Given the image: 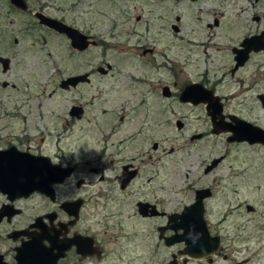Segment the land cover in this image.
<instances>
[{"label":"rangeland","instance_id":"1","mask_svg":"<svg viewBox=\"0 0 264 264\" xmlns=\"http://www.w3.org/2000/svg\"><path fill=\"white\" fill-rule=\"evenodd\" d=\"M28 2L31 11L46 6L45 14L68 20L71 7L76 4L74 0ZM96 6L104 13L91 15L99 27L95 40L104 45L77 55L65 40L35 28L29 15H20L0 0L4 48L6 43L12 47L16 38L19 43L15 52L24 51L23 65L13 72L23 78L19 80L12 74L4 77L17 88L0 89V133L22 140L50 158L62 157L66 162L83 164L99 157L103 147L109 153L139 132L135 137L141 135L148 150L152 142L160 144L159 153L150 151L153 162L143 165L144 174L152 177L150 183L144 180V189L154 191L161 202L160 210L166 215L180 213L184 206L193 203L194 190L211 189L213 196L205 201L204 218L212 233L223 237L221 255L215 264H264V149L229 144L226 135H212L210 121L200 108L175 105L173 113L147 119L145 124L142 112L135 115L128 111V106L132 109L142 95H160L163 86L177 94L186 74L191 79L197 77L195 67L201 68L197 62L205 59L197 44L205 43L206 36H210L211 31L204 26L208 18L199 27L193 23L188 26L183 3L167 0H120L116 4L104 1ZM173 25L179 28L178 33L172 31ZM241 31L244 28L240 27ZM188 40L192 41L189 47ZM140 48H152L154 53L142 56ZM146 62H155L156 67L173 72L160 70L151 85L141 83L142 77L150 75ZM105 63L113 68L108 76H96L89 85L78 86L75 91L59 89L61 78ZM77 104L84 107L83 118L67 123L69 108ZM234 106L228 102L229 111ZM176 121L184 123V128L177 130ZM161 123L166 124L160 126ZM198 134L202 135L200 139H190ZM170 149L172 153H163ZM221 156L225 159L219 167L205 176V164ZM246 206L254 211L248 212ZM123 217L127 223L134 221L129 209ZM162 223L164 218L138 222L137 227L131 225L137 228L134 243L138 245L135 255L141 259L139 264H167L172 249L156 244L155 225ZM180 248L175 247L174 251ZM224 255L227 260L221 258Z\"/></svg>","mask_w":264,"mask_h":264},{"label":"flooded vegetation","instance_id":"2","mask_svg":"<svg viewBox=\"0 0 264 264\" xmlns=\"http://www.w3.org/2000/svg\"><path fill=\"white\" fill-rule=\"evenodd\" d=\"M5 1L11 10L21 13L20 15H29L35 22V26L33 25L35 28L62 38L74 54L82 55L90 48L104 45L95 40L99 27L92 21L91 15L93 12L104 13L96 4L104 1L116 4L120 0H74L76 4L71 7L69 20L67 17L57 18L45 14L46 6L31 11L28 0H21L26 7L24 10L13 5L10 0ZM167 1L172 4L183 3V16L188 21V26L193 23L199 27L206 17L208 18L204 26L207 31H211L210 36H206L205 43L197 44L203 49L205 59L197 62L201 68L196 66L198 64H194L199 72L197 77L191 79L190 75H185L183 88L179 93L175 94L168 86H163L160 95L154 92L142 95L132 109L128 106V111L135 115H140L142 112V119L145 120L142 122L145 124L147 119L168 115L173 113L175 105H182L202 109L212 125L206 109L209 107L208 104L193 105L180 101L182 91L196 85L209 93L212 98H216L217 101L213 100L215 105L220 104L221 117L217 114L215 122L234 126L235 121H243L264 132V0ZM38 14L77 31L86 38L87 47L82 50L72 47L64 34H58L41 25L36 17ZM176 19L178 21L180 17ZM240 27L244 28V31L239 32ZM172 31L178 33L179 28L173 25ZM190 42L192 41L188 40V47ZM18 43L14 38L12 47L6 43L7 47L4 48V41L0 36L2 91H14L17 88L13 81L4 78L6 75L12 74L19 80L23 78L22 74L13 73L15 68L20 67L24 62V59L22 60L24 51L14 50ZM140 49L142 56L154 53L152 48ZM207 50L211 51L213 57L207 53ZM147 66H150L149 77L146 75L145 79L142 77L139 80L144 84L151 85L153 76H158L160 70L169 74L173 72V69L156 67L155 62L147 63ZM112 70L113 68L107 63L89 66L85 72L61 78L58 87L66 79L85 76L84 81L67 89V91H75L78 86L89 85L96 76H108ZM156 80L158 84L161 83L159 78ZM164 89L168 91L163 94ZM202 97L206 98L203 95ZM230 101L235 103L232 111L228 110ZM72 108H80L81 113L72 116L70 114ZM209 112L211 113L212 109ZM68 116L67 123L81 120L84 116V107L80 104L72 105ZM165 124L161 123L160 126ZM175 126L177 130H181L185 124L176 121ZM139 134L137 132V135ZM137 135L127 138L123 146L114 147L109 153L108 148L103 147L99 157L91 160L92 162L86 161L82 164L66 162L62 157L50 158L33 150L24 141L0 133V264H90L92 256L101 257L103 264H139L141 259L135 255L138 245L134 243L137 228L133 229L131 225L137 227L138 222L159 218H164V223L155 225L156 244L172 249L167 257V264H215V259L221 255L223 237L217 232L212 233L205 218L209 236L219 240V248L214 254L204 259H192L187 255L179 254L184 249L182 243L170 247L165 245L164 239L174 236L169 229L160 231L161 228L167 227L169 215L160 210L161 202L156 199L154 191L144 189V180L150 183L152 177L143 172V165L148 166L153 162L154 158L150 151L159 153L160 144L152 142L148 150L146 143L141 140L142 136L135 137ZM218 135H226V139L229 136L225 133ZM201 136V134L193 135L190 139H200ZM235 144L264 149V145L259 143ZM172 152L173 149H170L163 153L167 155ZM26 156L48 157L51 164L58 167L55 170V178L58 181L51 186L47 185L49 187L47 192H29L30 178L26 176L23 164ZM221 157L222 159L213 165L214 160ZM221 157L212 158L205 164L203 169L205 176L219 167L225 159L224 156ZM209 167L211 169L207 171ZM200 190H207L210 193V196L203 200L205 214V201L213 196V191L209 188L196 189L194 198L195 193ZM141 207V211L146 213V216L140 214ZM127 209L134 215L131 218L133 222L127 220L130 222L127 223L124 220L123 213L127 212ZM247 211L253 212L254 209L250 207ZM117 218L119 220H116ZM177 234L181 232L178 231ZM179 246L181 248L174 251V248ZM129 254L134 256H127ZM156 255L157 253L154 257ZM221 258L228 259L226 255Z\"/></svg>","mask_w":264,"mask_h":264},{"label":"water","instance_id":"3","mask_svg":"<svg viewBox=\"0 0 264 264\" xmlns=\"http://www.w3.org/2000/svg\"><path fill=\"white\" fill-rule=\"evenodd\" d=\"M13 5L20 9H25L21 0H10ZM39 19V23L47 28L55 31L58 34H64L66 38L70 41V45L78 50L85 49L87 46L86 38L80 35L77 31L67 27L66 25L51 19L43 15H36ZM86 77H74L69 78L63 81L59 88L62 90H67L69 87H75L79 82L84 81ZM200 86L192 85L185 88L181 95L180 101L183 103H191L197 105L200 103L208 104L207 107L208 116L211 117L212 129L211 133L218 135L220 133L229 134L226 139L227 143H247L249 145L254 143H259L264 145V132L252 127L243 121H235L234 126H228L221 122H215V116L218 114L221 117V106L215 105L213 100L217 101L216 98H212L209 93L200 89ZM168 90L164 89L163 94ZM202 95L206 97L203 99ZM212 109L210 113L209 110ZM81 113L80 108H72L70 114L72 116H77ZM232 120V119H231ZM222 159L219 158L214 160L213 165L218 163ZM25 174L30 178V193L34 191L47 192L49 189L48 186H51L53 183L57 182L58 179L55 178V170L58 168L55 165H52L48 157H34L26 156V159L23 161ZM12 164H10L11 166ZM211 167L207 169L209 171ZM48 185V186H47ZM210 193L207 190H200L195 193L194 202L182 209L179 214H171L168 216L167 227L161 228L160 231L169 229L174 233L169 239H164L165 245L167 247L173 246L175 244H183L184 249L179 253L180 255H187L192 259H204L212 254H214L219 248L218 238H211L208 234L206 223L204 220V206L203 200L208 198ZM250 207L247 206V210ZM139 209L142 216H146V213H143ZM142 212V213H141ZM156 215V213H152ZM178 231L181 234H177Z\"/></svg>","mask_w":264,"mask_h":264},{"label":"clouds","instance_id":"4","mask_svg":"<svg viewBox=\"0 0 264 264\" xmlns=\"http://www.w3.org/2000/svg\"><path fill=\"white\" fill-rule=\"evenodd\" d=\"M90 264H103L102 258L97 256H92L90 258Z\"/></svg>","mask_w":264,"mask_h":264}]
</instances>
